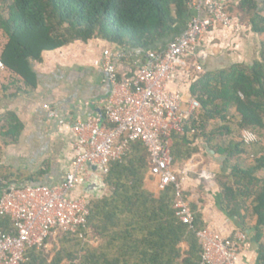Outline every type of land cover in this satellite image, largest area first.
Wrapping results in <instances>:
<instances>
[{"label":"trees","instance_id":"obj_1","mask_svg":"<svg viewBox=\"0 0 264 264\" xmlns=\"http://www.w3.org/2000/svg\"><path fill=\"white\" fill-rule=\"evenodd\" d=\"M189 1L2 0L0 31L5 41L0 60L5 70L32 89L38 79L32 63L40 61L43 52L75 41L102 39L124 52L151 53L186 22ZM221 2L248 32L264 36V0ZM190 93L200 107L184 122L182 131L171 135L173 162L197 152L199 139L223 158L225 171L215 178L222 194L221 208L238 220L240 230L252 231L259 264H264V176H259L264 171V146H246L239 138L243 129L264 134V39L251 63L203 70ZM6 120L10 127L21 126L13 115ZM245 157L252 159L248 162ZM150 166L143 144L130 143L127 152L111 160L102 174L103 194L87 196L89 215L82 236L59 233L68 236L74 250L61 249L48 263L45 250L31 248L25 264H61L64 258L69 264H202L196 232L207 224L194 206L192 227L179 220L174 184L159 188L152 176L158 194L146 188ZM10 183L6 178L0 181V194ZM182 195L186 198L184 191ZM252 220L255 223L250 226ZM0 230H12L8 217L0 215ZM89 238L99 239L100 244L91 246Z\"/></svg>","mask_w":264,"mask_h":264},{"label":"crops","instance_id":"obj_2","mask_svg":"<svg viewBox=\"0 0 264 264\" xmlns=\"http://www.w3.org/2000/svg\"><path fill=\"white\" fill-rule=\"evenodd\" d=\"M193 13L195 11L190 10L189 15ZM185 23L176 26L171 38L152 48L151 53L129 55V51L124 52L120 47L102 39H92L86 43L75 41L55 50L45 51L40 61L32 63L38 78L36 87L32 89L25 88L7 70L0 73V181L6 178L14 183L49 186L61 184L65 175L73 168V144L76 136L71 128L48 118V108L57 110L60 117L69 124L99 115L102 112L101 100L111 90L107 74L101 65L103 56L110 53L115 55V71L119 80L125 82L131 79L134 68L137 69L152 55L162 52L168 42L183 31ZM257 39L258 36L248 32L244 26L236 30L223 26L212 27L198 45L199 57H182L168 89L178 92L184 104H187L193 98L190 87L198 76L193 67L195 60L204 71L224 69L238 63L249 64L258 54L260 42L257 43ZM10 115L21 126L15 127L13 124L10 127L6 120ZM10 130L14 131L13 135L9 133ZM196 144L197 152L188 159L174 162L176 172H187L182 184L186 201L190 208L194 206L202 215L208 227L223 237H231L237 230H242L238 220L221 208L222 194L215 178L225 171L223 158L211 151L202 139L197 140ZM93 175L102 178L97 171ZM88 179H82L81 182ZM81 182L73 190L71 197L88 195L83 191ZM144 183L148 190L158 194L149 170ZM254 223L252 220L249 225ZM242 232L246 239L242 243L238 264H259L258 247L252 231L246 229ZM66 237L68 236L49 237L45 250L48 263L61 249L74 250ZM86 241L93 247L100 244L97 238ZM181 246L183 250L187 249L185 244ZM61 264L69 263L64 258Z\"/></svg>","mask_w":264,"mask_h":264},{"label":"built area","instance_id":"obj_3","mask_svg":"<svg viewBox=\"0 0 264 264\" xmlns=\"http://www.w3.org/2000/svg\"><path fill=\"white\" fill-rule=\"evenodd\" d=\"M188 7L195 13L189 15L183 31L162 52L141 64L130 80H119L114 54L103 56L101 65L111 90L101 100L99 115L69 124L57 110L48 108V118L71 128L76 136L73 168L57 186L12 182L2 191L0 215L10 219L12 230H0V264H25L29 249L46 250L49 237L60 232L82 236L81 229L89 215L88 195L71 197V193L82 179L93 175L89 164L98 165L97 172L105 174L108 163L120 159L135 141L145 147L151 162L149 173L157 178L159 188L174 184L176 215L192 227L194 215L182 195L187 172L175 171L170 148L172 133L182 131L184 122L200 104L195 98L184 104L182 96L168 86L176 76L182 57L198 56V45L208 30L214 26L236 30L243 25L226 10L221 0H190ZM140 52L135 50L129 55ZM193 67L198 75L203 71L196 60ZM4 70L0 60V73ZM240 141L251 146L259 143L260 138L252 130L243 129ZM196 238L202 249V264H238L246 235L237 230L233 236L223 237L206 226L196 232Z\"/></svg>","mask_w":264,"mask_h":264},{"label":"water","instance_id":"obj_4","mask_svg":"<svg viewBox=\"0 0 264 264\" xmlns=\"http://www.w3.org/2000/svg\"><path fill=\"white\" fill-rule=\"evenodd\" d=\"M88 166L93 172H96L99 169V166L96 164H89ZM81 183L83 185V191L86 194L96 197L103 194L104 184L100 176L92 175L90 179L83 180Z\"/></svg>","mask_w":264,"mask_h":264},{"label":"rangeland","instance_id":"obj_5","mask_svg":"<svg viewBox=\"0 0 264 264\" xmlns=\"http://www.w3.org/2000/svg\"><path fill=\"white\" fill-rule=\"evenodd\" d=\"M3 7H4V4L2 3V0H0V10ZM262 39H264V36H258L257 43L260 42ZM4 41H5L4 35L0 31V47L2 46V44L4 43ZM258 137L260 138V141H259L260 144L259 145L264 146V134L261 133ZM239 138H240V135H239ZM251 159L252 158L250 157V158L247 159V161L250 162ZM259 176H264V171L260 172L259 173Z\"/></svg>","mask_w":264,"mask_h":264}]
</instances>
